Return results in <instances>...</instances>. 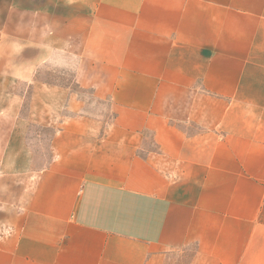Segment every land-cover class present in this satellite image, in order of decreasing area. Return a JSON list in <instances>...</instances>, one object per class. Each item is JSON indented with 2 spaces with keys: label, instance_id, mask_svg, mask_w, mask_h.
Returning a JSON list of instances; mask_svg holds the SVG:
<instances>
[{
  "label": "crops",
  "instance_id": "crops-1",
  "mask_svg": "<svg viewBox=\"0 0 264 264\" xmlns=\"http://www.w3.org/2000/svg\"><path fill=\"white\" fill-rule=\"evenodd\" d=\"M0 264H264V0H0Z\"/></svg>",
  "mask_w": 264,
  "mask_h": 264
},
{
  "label": "rangeland",
  "instance_id": "rangeland-1",
  "mask_svg": "<svg viewBox=\"0 0 264 264\" xmlns=\"http://www.w3.org/2000/svg\"><path fill=\"white\" fill-rule=\"evenodd\" d=\"M85 97H87V98H89V95H87V93L85 94ZM96 106V105H95ZM95 108H97V107H95Z\"/></svg>",
  "mask_w": 264,
  "mask_h": 264
}]
</instances>
